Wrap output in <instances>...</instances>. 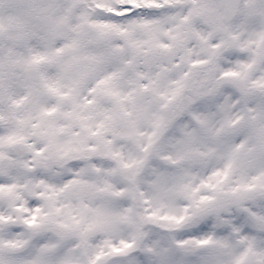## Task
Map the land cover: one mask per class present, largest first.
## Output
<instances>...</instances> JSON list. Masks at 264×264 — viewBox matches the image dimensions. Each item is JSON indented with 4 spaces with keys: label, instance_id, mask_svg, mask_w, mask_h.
I'll return each mask as SVG.
<instances>
[{
    "label": "snow or ice",
    "instance_id": "obj_1",
    "mask_svg": "<svg viewBox=\"0 0 264 264\" xmlns=\"http://www.w3.org/2000/svg\"><path fill=\"white\" fill-rule=\"evenodd\" d=\"M0 264H264V0H0Z\"/></svg>",
    "mask_w": 264,
    "mask_h": 264
}]
</instances>
